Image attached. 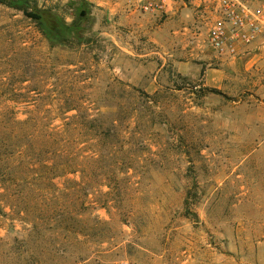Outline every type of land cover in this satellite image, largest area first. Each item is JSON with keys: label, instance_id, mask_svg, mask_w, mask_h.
<instances>
[{"label": "rangeland", "instance_id": "rangeland-1", "mask_svg": "<svg viewBox=\"0 0 264 264\" xmlns=\"http://www.w3.org/2000/svg\"><path fill=\"white\" fill-rule=\"evenodd\" d=\"M200 1L0 4V264H264V38Z\"/></svg>", "mask_w": 264, "mask_h": 264}, {"label": "built area", "instance_id": "built-area-1", "mask_svg": "<svg viewBox=\"0 0 264 264\" xmlns=\"http://www.w3.org/2000/svg\"><path fill=\"white\" fill-rule=\"evenodd\" d=\"M142 14L161 17L174 14L186 0H115ZM208 27V42L221 60H234L264 38V8L242 0H201ZM123 264H140L126 261Z\"/></svg>", "mask_w": 264, "mask_h": 264}, {"label": "trees", "instance_id": "trees-1", "mask_svg": "<svg viewBox=\"0 0 264 264\" xmlns=\"http://www.w3.org/2000/svg\"><path fill=\"white\" fill-rule=\"evenodd\" d=\"M20 2H21V0H0V4H9V5H12L13 4V5H18V6L21 5ZM27 14H28V16H30L33 19L37 20L41 24V26L43 28V32L46 35H48L50 38L53 37V33L52 32H49L50 30H47V29L44 28V22H45V19H44L45 14L44 13L28 12ZM46 16H48L47 17L48 20L54 21L56 23H58V22L55 19L56 18H60L57 14H53V15L46 14ZM63 28H64V26L62 25V29ZM55 29H57V30L60 31V29L58 27H55Z\"/></svg>", "mask_w": 264, "mask_h": 264}, {"label": "crops", "instance_id": "crops-1", "mask_svg": "<svg viewBox=\"0 0 264 264\" xmlns=\"http://www.w3.org/2000/svg\"><path fill=\"white\" fill-rule=\"evenodd\" d=\"M181 7H182V4H181ZM209 58H211V57H209ZM224 61V60H223ZM226 61V60H225Z\"/></svg>", "mask_w": 264, "mask_h": 264}, {"label": "water", "instance_id": "water-1", "mask_svg": "<svg viewBox=\"0 0 264 264\" xmlns=\"http://www.w3.org/2000/svg\"><path fill=\"white\" fill-rule=\"evenodd\" d=\"M84 14H85V12L82 13V15H84Z\"/></svg>", "mask_w": 264, "mask_h": 264}]
</instances>
